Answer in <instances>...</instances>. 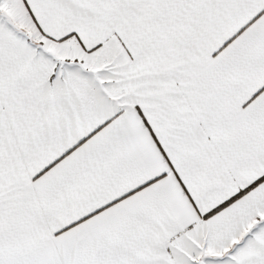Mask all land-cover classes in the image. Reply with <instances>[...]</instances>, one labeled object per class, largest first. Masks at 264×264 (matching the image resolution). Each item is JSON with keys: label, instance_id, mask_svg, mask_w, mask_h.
I'll list each match as a JSON object with an SVG mask.
<instances>
[{"label": "snow or ice", "instance_id": "obj_1", "mask_svg": "<svg viewBox=\"0 0 264 264\" xmlns=\"http://www.w3.org/2000/svg\"><path fill=\"white\" fill-rule=\"evenodd\" d=\"M0 264H264V0H0Z\"/></svg>", "mask_w": 264, "mask_h": 264}]
</instances>
